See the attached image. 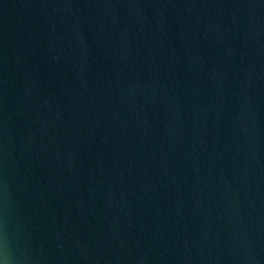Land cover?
<instances>
[{
  "label": "water",
  "instance_id": "water-1",
  "mask_svg": "<svg viewBox=\"0 0 264 264\" xmlns=\"http://www.w3.org/2000/svg\"><path fill=\"white\" fill-rule=\"evenodd\" d=\"M0 264H264V0H0Z\"/></svg>",
  "mask_w": 264,
  "mask_h": 264
}]
</instances>
